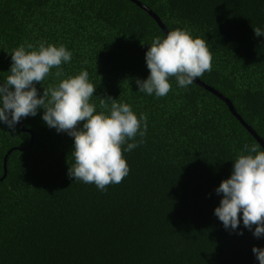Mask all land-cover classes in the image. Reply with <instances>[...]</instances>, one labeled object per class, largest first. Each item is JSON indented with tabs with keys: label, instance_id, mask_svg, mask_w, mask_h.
Wrapping results in <instances>:
<instances>
[{
	"label": "trees",
	"instance_id": "trees-1",
	"mask_svg": "<svg viewBox=\"0 0 264 264\" xmlns=\"http://www.w3.org/2000/svg\"><path fill=\"white\" fill-rule=\"evenodd\" d=\"M136 1L167 33L205 39L212 69L196 79L264 143V37L253 32H264V0ZM155 37L164 38L129 0H0V84L17 47L63 45L72 58L60 79L87 71L97 113L111 97L147 116L145 135L123 152L128 175L103 191L67 175L74 139L47 126L43 109L19 121L32 135L29 148L27 132L0 122V177L6 151L22 149L8 154L0 180V264H259L252 248H264V236H253L255 225L241 219L226 229L214 215L222 198L215 189L248 154L244 145L257 143L195 83L181 88L170 77L163 97L138 90ZM56 70L34 84L38 96L59 83Z\"/></svg>",
	"mask_w": 264,
	"mask_h": 264
},
{
	"label": "clouds",
	"instance_id": "clouds-1",
	"mask_svg": "<svg viewBox=\"0 0 264 264\" xmlns=\"http://www.w3.org/2000/svg\"><path fill=\"white\" fill-rule=\"evenodd\" d=\"M253 32L257 37H264L260 28ZM71 58L72 53L63 45L45 46L41 42L37 48L31 44L17 47L11 53L10 74L0 84V122L14 130L22 118L35 116L38 108L43 109L42 120L47 126L58 133L66 132L74 139L71 153L74 165L68 168L67 175L95 184L103 191L110 184L121 183L128 175L130 169L123 152L137 147L135 139L145 135L147 116L141 114L138 118L130 105L111 97H107L110 106L105 99H100L102 110L97 113L96 105L90 103L96 85L89 82L87 71L60 79L65 75L61 65ZM145 61L150 74L145 80L137 79L136 84L140 92L156 97L169 93L170 77H175L179 87L186 88L212 69V53L205 39L193 38L181 29L168 32L163 39L153 38ZM53 68L57 69L54 76L59 83L44 88L38 96L34 84H41ZM125 144L127 147L122 149ZM244 151L248 154L238 155L230 177L215 189L222 198L214 215L226 229H238L241 219L246 229L252 230L255 225L252 234L260 238L264 236V151L255 143L245 144ZM252 252L259 264H264V248L253 246Z\"/></svg>",
	"mask_w": 264,
	"mask_h": 264
},
{
	"label": "water",
	"instance_id": "water-1",
	"mask_svg": "<svg viewBox=\"0 0 264 264\" xmlns=\"http://www.w3.org/2000/svg\"><path fill=\"white\" fill-rule=\"evenodd\" d=\"M131 3H133L135 6H137L138 8H140L143 12H145L155 23L156 25L158 26V28L160 29L161 33L163 34L164 38L166 37L167 35V32L165 31V29L163 28V26L161 25V23L159 22V20L157 19V17L151 12L149 11L146 7L142 6L139 2H137L136 0H129ZM193 83H195L196 85L198 86H201L203 87L205 90L211 92L214 96H216L217 98H219L223 103L224 105L226 106L228 112L238 121V123L252 136V138L255 140V142L257 144L260 145L261 149L264 150V143L262 142L261 139H259L255 134L254 132L249 128L247 127L244 122L240 119V117L238 115H236L235 111L233 110L231 104L226 100L224 99L223 97H221L216 91L212 90L211 88L209 87H206V86H203L197 79H194ZM18 127L20 128V125H19V122L17 123ZM21 131H24V132H27L30 136L29 138V143H28V148L30 147L31 143H32V135L29 131L27 130H22L20 128ZM14 150H17V151H22V149H19V148H11L9 150L6 151V153L4 154L3 158H2V176L0 177V180L2 178H4V175H5V161H6V158L8 156V154L11 152V151H14Z\"/></svg>",
	"mask_w": 264,
	"mask_h": 264
}]
</instances>
